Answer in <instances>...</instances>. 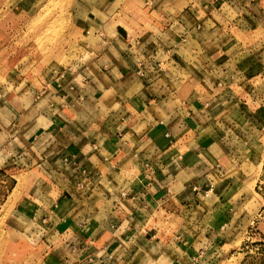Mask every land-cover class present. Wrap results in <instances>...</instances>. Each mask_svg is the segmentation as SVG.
<instances>
[{
    "label": "crops",
    "instance_id": "0c3cea01",
    "mask_svg": "<svg viewBox=\"0 0 264 264\" xmlns=\"http://www.w3.org/2000/svg\"><path fill=\"white\" fill-rule=\"evenodd\" d=\"M81 10L70 69L35 75L31 64L18 84L1 74L0 168L21 161L22 177L40 176L17 198L30 208L13 254L210 264L254 197L245 166H264V0H89Z\"/></svg>",
    "mask_w": 264,
    "mask_h": 264
},
{
    "label": "rangeland",
    "instance_id": "374dc122",
    "mask_svg": "<svg viewBox=\"0 0 264 264\" xmlns=\"http://www.w3.org/2000/svg\"><path fill=\"white\" fill-rule=\"evenodd\" d=\"M88 1L12 0L14 5L11 10L2 5L0 9V79L6 81L5 76L1 74L9 71L14 76L15 82L12 81L18 84L23 78L17 74L18 70L25 72L31 64L35 66V75L39 73L42 66H51L50 68L57 70L71 65L73 59L78 56L80 47L77 46L78 41H75L77 33L72 30L70 23L76 15L82 13L81 7L87 6ZM3 2L5 0H0V4ZM16 3L19 5L17 6ZM257 33L260 34V31ZM89 34L86 33V35ZM7 96H2V101L6 100ZM1 142H5L4 146L10 145L9 141L4 139H1ZM21 165L20 161L19 166L0 168V264L24 262V255L19 253L14 255L12 247L24 244L25 219L22 213L30 207L24 206V203L22 204L17 198L31 193V181L40 176L29 174L22 177L19 173L23 171L18 169ZM245 169L248 174H255L249 180V187L245 186V189H253L254 197L241 204L244 209L242 212L233 213L234 217L228 223L224 237L228 244H225L220 256L214 255V260L210 261V264H264V166L261 168L260 165L257 168L254 165L251 167L246 165ZM14 174H17L20 179L19 185L15 188L13 187L16 181ZM32 175L33 180H31ZM258 175V180H253ZM236 181L238 183L230 192H227L226 196L230 194L235 196L239 193L238 189L241 186L238 179ZM35 188L32 195L36 193ZM248 211H254L252 216H244L249 213Z\"/></svg>",
    "mask_w": 264,
    "mask_h": 264
},
{
    "label": "built area",
    "instance_id": "2783aa9c",
    "mask_svg": "<svg viewBox=\"0 0 264 264\" xmlns=\"http://www.w3.org/2000/svg\"><path fill=\"white\" fill-rule=\"evenodd\" d=\"M68 69H70L71 67L69 66V67H67ZM65 74V71L63 70V71H61L60 72V76H63ZM147 166H148V168H149V171H148V174L147 175H152V171H153V168L151 167V165L150 164H148L147 163ZM214 183H211V184H209V186L203 191V195L205 196V197H210V196H212V194H213V192H214ZM204 252H205V249L204 248H200L199 249V253L200 254H204Z\"/></svg>",
    "mask_w": 264,
    "mask_h": 264
}]
</instances>
